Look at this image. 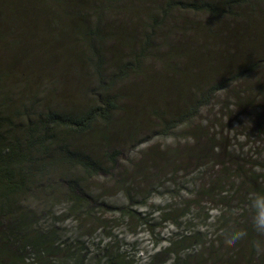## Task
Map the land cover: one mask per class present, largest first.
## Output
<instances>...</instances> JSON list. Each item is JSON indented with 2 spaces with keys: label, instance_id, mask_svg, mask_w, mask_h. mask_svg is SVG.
<instances>
[{
  "label": "trees",
  "instance_id": "16d2710c",
  "mask_svg": "<svg viewBox=\"0 0 264 264\" xmlns=\"http://www.w3.org/2000/svg\"><path fill=\"white\" fill-rule=\"evenodd\" d=\"M68 1L71 4V11L76 12V18L84 17L81 11L75 10L76 6H79L80 10L82 6L72 0ZM166 1L171 2L178 10L189 9L194 12L195 9H199L201 12L204 8L199 0ZM217 3L226 8L231 17V22L223 23L220 31L203 28L200 30L197 26L186 22L182 27L179 25V28L175 29L177 37L173 40L174 42L168 43L169 45H161L160 50L163 51L161 59L157 55L155 57L150 55L153 58L149 59L153 60L162 71V74H159L161 79L155 82L157 92H149L148 83L143 81L141 76L146 70L147 63L152 62H146L149 60V54L152 53L151 47L148 48L143 45L136 49L138 41H131L129 46L131 52L125 54L122 47V56L112 66L113 74L111 77L107 76L104 81L97 79L105 85V88L98 85V81L92 83L87 80L84 97L79 104L71 105L66 98L62 97L60 101H50L48 107L37 115L32 114V111L29 115H24L22 101L20 102L21 97L15 94L13 97L18 104L6 106L5 110H0V135L2 136L0 137V197H11L17 192L21 194V197L18 196L6 211L0 204V264H22L34 248L38 253L43 251L48 254L54 253L53 256H55L57 250H61L63 247H59V244L55 245V243L48 245L47 241L52 233L55 234L58 231L57 226L61 222L69 217H76V214L79 217L83 210L88 209L90 214L96 208H106L104 201L82 192V187L89 179L110 174L117 168L122 159V151L119 147H115V144L131 143L143 132L153 130L157 124L162 127L161 130L158 129L160 134H168L184 122L197 116L201 108L209 105L219 91L246 77L253 78L264 72V0H217ZM86 8L90 9L91 13L93 12L92 7L87 6ZM157 10L161 12L160 16L163 18L170 15L166 3ZM23 20L27 24L32 23L29 19ZM151 21L153 23H150V27H155V30L163 24V21H159L157 17L155 21L152 19ZM170 36L166 35V39L168 40ZM208 36H217L218 45L219 41L226 36L223 49L226 50L225 55L229 58L227 65L222 59V51L218 46L213 53L214 56L220 55L221 57L214 60L215 70L207 83L198 88L190 84L186 88L188 79L183 77V74L181 86H178L177 83H169L168 76L170 74H174L173 81L175 82L177 81V73L183 70L181 68L168 69L162 60L171 56L174 51L179 60H184L185 66H190L196 61L202 63L203 57L195 53L202 50L206 54V51L212 48L203 40ZM138 38L142 40L145 38L150 43L156 40V35L153 37L152 35L150 37L139 35ZM210 56L211 54L207 57L210 58ZM138 64L141 66H137ZM139 77L141 80L135 82ZM126 83L131 85L126 87ZM117 84H122L119 90L114 89ZM8 88L11 91L15 90L14 85H8ZM185 88L188 90V96L182 100L181 89ZM29 90L30 88L26 89L27 95ZM173 100L176 101L177 108L170 112L168 105ZM140 101H147V105L151 106V112L156 120L155 125L147 131L134 132L131 138H119L117 136L120 133H111V126L121 121L118 120L117 113L124 104L133 105ZM241 104L245 108V103L242 102ZM127 126L131 127L130 124ZM135 127L138 126L135 125L133 129ZM95 132L98 134L96 147L91 148L86 141ZM68 135L80 136L73 138L67 137ZM59 150H61L59 163L55 164ZM208 150V153L203 156L211 157L212 154H219V157L221 155L226 156L222 154V151L216 149L215 144H210ZM46 151L54 153L52 161L43 163L45 167L48 164L49 166L37 169L34 175H22L24 170L22 167L27 166L31 169L34 166L33 156L43 154ZM233 156L239 159L236 167L233 165L227 167V161L218 162L223 165L222 177L215 178L211 182L197 181L195 186L198 188L194 192L191 191L193 196L191 200L182 201L184 203L178 204L168 202L164 208L156 209L144 217H141V213L135 210L137 204L133 203L134 201L131 199L127 213L126 209H120L122 215L137 216L140 220L138 228H143L150 235H156L157 238L154 239L153 243L157 246L161 240L164 241L160 237V233L155 232L157 228H162L166 222L172 223L174 226L176 232L171 233L173 235L168 239V246L157 247V250L149 256V264H187L185 259L190 256L203 257L207 249L215 248L218 250L219 243L216 239L222 237H216L213 240L208 239L211 237L205 231L208 227L205 222L212 219L213 216L210 212L230 209L242 203L251 190H261L260 188L264 190L263 184L258 185L256 176L264 171V164L256 158L258 164L255 167L252 166L248 172H244V176L241 177V156L235 153ZM229 157L228 154V159ZM52 172L60 173L56 184L49 182L28 188L31 182H38L47 178L46 176ZM199 172L193 170L194 178L200 174ZM243 177H249L250 180H241ZM171 186L173 187V185L167 187L162 185L161 187L168 190ZM179 190L187 191V186ZM32 192L44 196L46 198L45 205L49 204V209L53 207V203H61L59 198L62 196V192L68 193L71 199L62 204L59 211H56L52 216L54 223L51 230L45 233L30 232L28 235L27 231H30L31 224L36 222L39 213L27 209L21 201ZM161 193H164V190ZM170 199L176 200L175 195H170ZM210 203H214L212 207H208ZM192 208L196 210V213H204V225H191L190 227L183 225ZM164 210L170 212L163 215L162 222L152 223L156 211L161 213ZM170 215L173 217H169ZM94 220L99 221L93 229H87L85 234L82 233L81 238L89 237L100 227L98 225L101 223L100 218H94ZM230 222L231 217L225 212L223 216L217 218V231L221 228L226 229ZM240 223L243 224V222ZM105 234L111 240L116 239L113 232ZM189 241L191 242L189 247L176 249L177 245L184 246V243ZM124 246L127 244H118L115 248L116 254L109 259V264H118L117 260H120L121 264H138L135 261V256L129 257L124 251V253L120 252ZM87 256L86 253L83 254L82 262L86 260Z\"/></svg>",
  "mask_w": 264,
  "mask_h": 264
},
{
  "label": "rangeland",
  "instance_id": "374dc122",
  "mask_svg": "<svg viewBox=\"0 0 264 264\" xmlns=\"http://www.w3.org/2000/svg\"><path fill=\"white\" fill-rule=\"evenodd\" d=\"M242 102L245 103V108ZM159 128L162 129L160 124L155 125L153 130L143 132L131 143L115 144L114 146L122 151V159L117 168L110 174L89 179L82 187V192L104 201L106 208H96L90 214L88 209L83 210L79 217L76 214V217L65 219L57 226L58 231L52 233L47 241L48 245L55 243L63 248L57 250L55 256L54 253L48 254L43 251L38 253L34 248L22 264H109V259L116 254L115 248L118 244H127L120 249V252H125L129 257L135 256L138 264H149V256L157 250V247L168 246V239L173 235L171 233L176 232L174 226L166 222L162 228H157L155 232H159L164 240H161L157 246L153 243L157 238L156 235L148 234L143 228L139 229L138 217L122 215L120 209H126L127 213L131 199L137 204L135 210L144 217L156 209L164 208L168 202L178 204L191 200L193 198L191 191L194 192L198 188L195 186L197 181L211 182L215 178L222 177L223 165L218 162L227 161V167L230 165L236 167L239 159L233 156V153L241 156V177L252 166L255 167L258 160L264 164V72L253 78L246 77L219 91L209 105L201 108L197 116L170 133L160 134ZM76 136L80 135L67 137ZM210 144H215L216 149L226 156L219 157V154H212L211 157L203 156L208 153ZM60 155L61 150L58 151L55 164L59 163ZM193 170L200 171L196 178L193 176ZM59 176L60 173L52 172L46 176L47 178L31 182L28 188L49 182L56 184ZM256 176L258 185L263 184L264 187V171ZM242 179L250 180L249 177ZM162 185L165 187L173 185V187L166 190L161 187ZM185 186L187 191L179 190ZM162 190L164 193H161ZM170 195H175L176 200L170 199ZM14 196L0 197L4 211L18 196L21 197V194L17 192ZM69 199H71L70 195L62 192L59 198L61 203H53V207L49 209V204L45 205L46 198L40 193L28 194L21 202L27 209L37 211L39 217L34 224H31L27 234L35 231L45 233L51 230L54 223L52 216ZM213 204L210 203L208 207H212ZM107 205L110 208H107ZM169 212V210L161 213L156 211L152 223H161L163 215ZM210 213L213 215L215 212ZM94 218H100L101 223L98 224L100 227L89 237L81 238L82 233L85 234L87 229H93L98 223L99 220L95 221ZM210 220L205 222L204 213H196L192 208L183 225L199 226L204 225L205 222L209 227ZM240 222H243L242 226H244L245 221L241 219ZM208 227L205 229L207 233H209ZM108 232H113L116 239L111 240L106 237L105 233ZM208 239L213 240V238ZM216 240L219 243L218 250L207 249L203 257L190 256L185 262L187 264H264V257L256 258L247 241L230 246L225 243L223 237ZM190 243L189 241L184 243V246L177 245L176 249L189 247ZM84 253L88 256L82 262ZM117 263L121 264V261L117 260Z\"/></svg>",
  "mask_w": 264,
  "mask_h": 264
},
{
  "label": "bare ground",
  "instance_id": "6f19581e",
  "mask_svg": "<svg viewBox=\"0 0 264 264\" xmlns=\"http://www.w3.org/2000/svg\"><path fill=\"white\" fill-rule=\"evenodd\" d=\"M72 1L82 6L81 10L79 6L75 10L81 11L84 17L76 18V12L71 11L68 0H0V110L18 104L13 97L15 94L21 97L24 115H29L31 111L37 115L48 107L50 101H60L62 97L71 105L79 104L84 97L87 80L92 83L98 81V85L105 88L97 79L104 81L107 76L111 77L112 66L122 56V47L125 54L131 52V41H138L136 49L143 45L151 47L152 53L148 59L156 55L161 59V45L174 42L177 37L175 29L179 25L182 27L187 22L200 30L220 31L223 23L231 22L230 12L217 3V0H199L204 5L201 12L199 9L194 12L189 9L178 10L166 0ZM84 3L92 7V13ZM165 3L170 15L163 18L157 9ZM156 17L163 24L155 30V27H150V23ZM23 19H29L32 23L27 24ZM199 34L202 36L200 32ZM139 35H156V40L148 43L145 38H138ZM166 35H171L168 40ZM225 37L219 41V45L217 36L203 38L212 48L206 54L202 50L196 51V55L203 57L202 63L196 61L185 66L184 60H179L173 51L171 56L162 61L168 69L181 68L183 71H178L175 82L174 74H170L168 82L181 86L183 74L188 79L186 88L190 84L198 88L207 83L215 70L214 60L221 57L214 56L213 53L218 46L227 65L229 58L223 49ZM210 54V58L207 57ZM148 61L152 62L147 63L146 70L141 75L142 80L148 83L149 92H157L155 82L161 79L159 74L162 71L153 60L146 62ZM138 80L141 77L135 82ZM8 85H14L15 90H9ZM125 85L129 87L131 84ZM121 86L122 84H117L114 89L119 90ZM28 88L30 90L27 95ZM186 88L181 89L182 100L188 96ZM150 107L147 101L124 104L117 113L120 115L117 116L118 120L121 121L111 126V133H120L117 136L119 138H131L134 132L151 129L156 120ZM176 108L177 103L173 100L168 105V110L172 112ZM135 125L138 127L133 129ZM97 136L95 132L86 141L91 148L96 147ZM112 137L115 138L113 135ZM53 156L52 151L34 155V166L31 169L23 166L22 175H34L37 169L47 168L49 164L45 167L43 163L52 161Z\"/></svg>",
  "mask_w": 264,
  "mask_h": 264
},
{
  "label": "clouds",
  "instance_id": "9594fccd",
  "mask_svg": "<svg viewBox=\"0 0 264 264\" xmlns=\"http://www.w3.org/2000/svg\"><path fill=\"white\" fill-rule=\"evenodd\" d=\"M225 212L231 217L230 225L217 231V218ZM241 219L245 221L244 226ZM208 231L211 238L223 237L230 246L247 241L256 258L264 257V190H251L242 203L216 211L209 221Z\"/></svg>",
  "mask_w": 264,
  "mask_h": 264
}]
</instances>
